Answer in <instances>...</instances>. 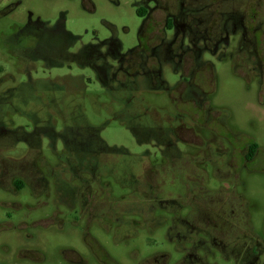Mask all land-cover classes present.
Listing matches in <instances>:
<instances>
[{
  "label": "flooded vegetation",
  "instance_id": "1",
  "mask_svg": "<svg viewBox=\"0 0 264 264\" xmlns=\"http://www.w3.org/2000/svg\"><path fill=\"white\" fill-rule=\"evenodd\" d=\"M141 2L137 45L126 53L115 39L70 52L76 38L63 18L52 27L31 18L25 24L26 35L16 43L32 54L40 39H58L50 53L62 59L58 65L68 60L90 70L118 105L115 118L145 135L142 142L154 154L108 147L86 120L75 89L37 92L30 81L0 89V264L42 263L35 258L54 234L66 239L59 250L65 264H118L94 233L121 243L158 230L174 243L173 264H264V230L252 231L244 198L234 189L259 147L245 143L212 107L205 89L214 67L204 59L228 58L261 87L264 0ZM165 70L177 76L174 85ZM4 83H14L12 76L0 79V87ZM146 92H165L172 110L150 104ZM16 115L29 125L15 122ZM212 173L227 176L230 188H207ZM170 258L159 252L142 264Z\"/></svg>",
  "mask_w": 264,
  "mask_h": 264
},
{
  "label": "rangeland",
  "instance_id": "2",
  "mask_svg": "<svg viewBox=\"0 0 264 264\" xmlns=\"http://www.w3.org/2000/svg\"><path fill=\"white\" fill-rule=\"evenodd\" d=\"M141 6V0H0V71H3L0 79L9 74L14 80V83H4L0 89L24 81L32 82V89H37V92L51 87L75 89L74 97L82 104L86 120L99 128L98 135L108 147L123 148L131 154L149 150L152 158L154 150L142 142L146 139L145 135H139L136 130L129 129L115 118L118 105L104 92L90 70L78 69L68 60L58 65L62 59L50 54L58 39L52 36L40 39L31 51L32 54L22 49L24 43H16L18 38L23 41L26 35L23 28L29 18L40 20L49 27L63 18L64 29L76 38L74 43L71 42L70 52H76L85 45H98L105 40L115 39L121 44L122 53H126L137 45L142 19L136 12ZM41 55L46 57L44 62L39 58ZM204 59H209L214 67L212 85H207L205 89L212 107L232 130L241 132L245 143L253 142L259 147L256 159L241 170L237 179L240 186L234 189L244 198V208L249 213L252 231L261 234L264 230V81L261 80L262 89L254 76L243 69L239 72L228 58L217 60L205 56ZM79 76L87 81L79 82ZM164 77L170 85L175 84L176 75L165 70ZM145 96L150 104L172 110L165 92H146ZM64 104L63 98H60L58 105ZM178 105L179 110H184L180 102ZM187 106L186 109L191 110L190 104ZM11 118L22 126L29 125L28 120L22 116ZM202 125L206 126L205 123ZM198 132L202 137L208 136L200 125ZM219 132L222 134L221 130ZM186 150L194 152L190 146ZM215 173L209 174L207 188L213 190L220 185L230 188L227 176L222 174L218 178ZM170 183L166 182V189L171 188ZM3 211L0 205V218ZM151 216H157V212ZM94 235L118 264H142L148 257L159 252L170 253L168 264H173L178 257L174 253V243L168 240L163 230L153 234L139 232L137 236L121 243H115L110 234L104 232ZM64 239L54 234L51 244L44 247L47 251L38 255L36 261L42 262L39 264H65L64 257L59 253L61 247H64ZM68 242L76 243L73 238ZM85 259L88 260L87 255Z\"/></svg>",
  "mask_w": 264,
  "mask_h": 264
},
{
  "label": "trees",
  "instance_id": "3",
  "mask_svg": "<svg viewBox=\"0 0 264 264\" xmlns=\"http://www.w3.org/2000/svg\"><path fill=\"white\" fill-rule=\"evenodd\" d=\"M252 153H253V152H252V151H250V152H249V156H250Z\"/></svg>",
  "mask_w": 264,
  "mask_h": 264
}]
</instances>
